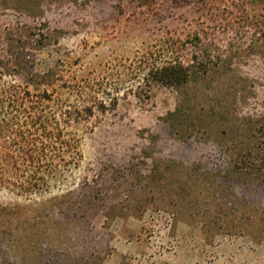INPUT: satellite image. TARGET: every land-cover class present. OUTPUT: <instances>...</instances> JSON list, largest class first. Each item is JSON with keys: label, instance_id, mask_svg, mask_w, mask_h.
<instances>
[{"label": "rangeland", "instance_id": "obj_1", "mask_svg": "<svg viewBox=\"0 0 264 264\" xmlns=\"http://www.w3.org/2000/svg\"><path fill=\"white\" fill-rule=\"evenodd\" d=\"M245 18L231 0H0V59L30 61L17 83L104 104L46 189L0 190V264H264V40ZM195 33L199 75L148 77Z\"/></svg>", "mask_w": 264, "mask_h": 264}, {"label": "trees", "instance_id": "obj_2", "mask_svg": "<svg viewBox=\"0 0 264 264\" xmlns=\"http://www.w3.org/2000/svg\"><path fill=\"white\" fill-rule=\"evenodd\" d=\"M231 4L246 17L242 22L244 28L249 26L248 18L252 16L253 39L263 41L264 3L252 9L249 0H231ZM233 26L226 25L228 29ZM194 35L199 42L195 45L196 53L187 63L180 57L163 65L151 63L148 77L173 87L186 84L199 75L194 67L197 65L198 71L204 70L208 50L202 38L197 33ZM29 65L30 61L20 54L0 59V190L24 198L47 188L44 177H41L43 183L39 179L41 174L56 176L59 165H70L75 161L77 131L89 122L94 110L104 108L93 89L85 95L84 89L68 87L75 95L74 100H69L57 98L49 90L32 91L29 86L17 83L13 77L29 76ZM5 66L10 67L11 72L5 71ZM50 77L53 76L47 74L41 78Z\"/></svg>", "mask_w": 264, "mask_h": 264}]
</instances>
